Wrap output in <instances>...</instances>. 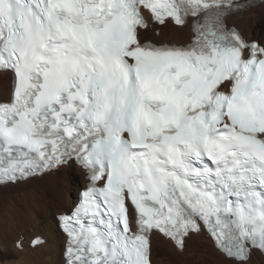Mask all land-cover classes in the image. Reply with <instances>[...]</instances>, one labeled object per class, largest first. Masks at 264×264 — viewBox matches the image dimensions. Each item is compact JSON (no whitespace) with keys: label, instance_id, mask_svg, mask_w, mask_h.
<instances>
[{"label":"snow or ice","instance_id":"6c2138e0","mask_svg":"<svg viewBox=\"0 0 264 264\" xmlns=\"http://www.w3.org/2000/svg\"><path fill=\"white\" fill-rule=\"evenodd\" d=\"M243 7L0 0V184L79 165L64 264H152L153 236L264 253V43L225 23ZM169 24L190 40H148Z\"/></svg>","mask_w":264,"mask_h":264},{"label":"bare ground","instance_id":"6f19581e","mask_svg":"<svg viewBox=\"0 0 264 264\" xmlns=\"http://www.w3.org/2000/svg\"><path fill=\"white\" fill-rule=\"evenodd\" d=\"M228 24L236 26L247 39L259 38L264 43V3L231 16ZM158 29V36L151 35L159 43L183 44L191 36L189 27L169 24ZM10 89V77L0 75V101L8 98ZM84 182L82 171L70 163L40 177L0 186V264H64L65 237L58 230L56 216L72 208ZM36 236H42L45 242L30 248L29 242ZM16 242H20L22 250L16 248ZM151 262L232 264L205 234L193 235L182 251L170 241L153 236ZM247 264H264V258L251 251Z\"/></svg>","mask_w":264,"mask_h":264},{"label":"rangeland","instance_id":"374dc122","mask_svg":"<svg viewBox=\"0 0 264 264\" xmlns=\"http://www.w3.org/2000/svg\"><path fill=\"white\" fill-rule=\"evenodd\" d=\"M153 34H154V32H153ZM156 35V34H155ZM253 38H255V36L253 37ZM256 40H258V41H260V39L258 38V39H256ZM261 42V41H260ZM0 204H3V201H0ZM68 209V208H67Z\"/></svg>","mask_w":264,"mask_h":264}]
</instances>
